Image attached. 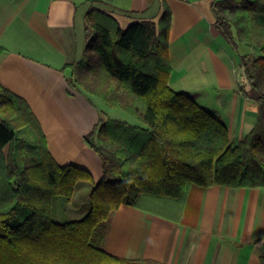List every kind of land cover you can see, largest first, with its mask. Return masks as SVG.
I'll return each instance as SVG.
<instances>
[{"label": "trees", "instance_id": "obj_1", "mask_svg": "<svg viewBox=\"0 0 264 264\" xmlns=\"http://www.w3.org/2000/svg\"><path fill=\"white\" fill-rule=\"evenodd\" d=\"M212 9L226 43L254 51L241 56L235 91L258 103L257 120L237 142L220 116L170 86L167 6L158 29L152 21L123 29L106 11L86 13L84 56L64 66L70 83L148 126L102 117L85 136L104 173L81 217L59 219L92 173L60 165L27 101L0 83V264H160L104 250L122 204L179 222L193 186L264 188V0H216Z\"/></svg>", "mask_w": 264, "mask_h": 264}, {"label": "crops", "instance_id": "obj_2", "mask_svg": "<svg viewBox=\"0 0 264 264\" xmlns=\"http://www.w3.org/2000/svg\"><path fill=\"white\" fill-rule=\"evenodd\" d=\"M214 1L0 0V47L5 49L0 83L27 101L60 165L92 173L93 182L80 181L75 192L81 185L90 195L104 173L101 156L85 140L104 117L103 103L72 86L64 69L84 56L85 16L92 8L110 13L123 29L141 21L155 22L158 29L167 6L172 13L170 86L220 116L231 141L254 126L258 103L235 91L244 54L215 27ZM196 187L179 222L122 204L112 215L104 250L160 264H264V188L216 184L195 197Z\"/></svg>", "mask_w": 264, "mask_h": 264}, {"label": "rangeland", "instance_id": "obj_3", "mask_svg": "<svg viewBox=\"0 0 264 264\" xmlns=\"http://www.w3.org/2000/svg\"><path fill=\"white\" fill-rule=\"evenodd\" d=\"M247 51H250V54L252 55L254 51L248 49L246 46L243 44L240 45L239 47V53L240 54H245ZM99 100V103H103V108L106 111L104 113L105 118H112V119H117V120H122V121H127L132 124H139L141 126H148L145 122L137 119L134 115H132L130 112L123 110L121 108H114V107H109L107 106L104 101L101 98L95 97ZM249 131V129H248ZM246 131V132H248ZM237 142V141H236ZM81 185L78 186V191L75 192V195L73 199L65 203L61 206V215H60V220H66L67 218H78L81 217L82 213L84 211H88L89 209V190L88 187L85 189H81ZM202 188L199 186L196 187L195 192L192 193L193 196L197 197L196 192H200ZM192 197V196H191ZM114 216V214H113Z\"/></svg>", "mask_w": 264, "mask_h": 264}]
</instances>
